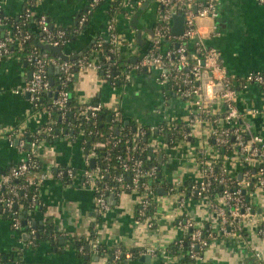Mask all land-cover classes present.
<instances>
[{"label": "crops", "instance_id": "1", "mask_svg": "<svg viewBox=\"0 0 264 264\" xmlns=\"http://www.w3.org/2000/svg\"><path fill=\"white\" fill-rule=\"evenodd\" d=\"M26 1L0 0L10 15L20 13ZM137 1L104 0L93 10L87 27L64 49L75 54L87 50L100 36L107 37L108 17L115 14L122 38L119 45L122 58L136 62L151 45L160 9L157 0H143L141 4ZM33 3L37 13L49 16L52 26L73 29L89 0H33ZM155 4V15L146 16L148 8ZM116 5L118 10L112 13L111 8ZM218 10V16L200 17L198 21L207 42L220 50L231 75L239 78L250 71L264 69V3L218 0ZM30 70L14 55L0 61V174L28 154L27 147L10 144L7 131L16 127L35 131L47 119L34 108L24 90ZM158 74L150 67L130 69L119 85L114 86L101 72L80 70L75 73L73 90L79 102L101 101L110 109L119 106L124 121L128 118L130 122L159 124L166 120H187L194 104L176 95L166 83L162 84ZM237 103L244 119L264 135V89L255 84L242 89ZM253 108H259L260 112H251ZM211 126L207 122L204 126L192 127L193 139L183 138L175 143H170L164 135H156L153 152L159 154L164 175L163 190L155 196L152 226L138 217L142 192L137 189L110 193L109 208L104 212L98 210L94 188L82 183L81 178L91 165L80 138L61 135L44 139L39 157L50 173L39 186L35 204L27 207L18 204L23 228L15 229L11 219L0 210V264H5V254L9 260L15 258L16 264H115L110 252L115 246L125 253L126 264H264V235L258 231L257 217L245 220L243 235L224 233L219 231L215 211L216 203L221 201L218 194L212 196V204L202 196L187 195L184 202L179 198L186 194L190 183L200 178V148L206 149L208 158L226 162L213 139L210 146L207 144V130ZM227 163L232 170H239L238 162ZM67 166L76 169V179L64 180L56 175L59 168ZM173 181L181 183L178 192L168 190ZM254 190L256 211L264 213V187H254ZM188 218L203 224L213 236L201 258L185 261L179 255L170 256L169 245L188 234ZM48 226L53 228L52 234L47 233ZM33 229L36 238L32 243ZM75 236L95 238L107 248L98 253L90 244L92 255H87L90 260L85 262L72 244ZM146 248L157 251L145 252ZM256 252L261 253L260 258Z\"/></svg>", "mask_w": 264, "mask_h": 264}, {"label": "built area", "instance_id": "2", "mask_svg": "<svg viewBox=\"0 0 264 264\" xmlns=\"http://www.w3.org/2000/svg\"><path fill=\"white\" fill-rule=\"evenodd\" d=\"M104 0H89L88 6L78 17L75 31H80L89 20L93 10ZM160 5L159 17L153 28V37L150 47L134 63H129L120 72L113 73V65L123 59L119 51L122 38L117 29V18L111 14L107 21V37H99L87 49L97 52L103 49L104 43L108 44L105 52L94 57L83 51L76 58H64L60 54H52L47 48L40 44L51 43L64 48L71 41V33L67 27H54L50 23V18L46 13L38 14L35 11L33 0H27L21 10L20 20H11L8 15L2 14L4 5L0 2V61L7 56H13L12 49L18 50V55H14L20 60L25 59L31 63L32 76L27 81L24 90L29 92V99L34 108L43 112L47 116V125L43 131L46 137H56L54 132L57 120L53 117V110H61L63 120L67 118V111L71 109L69 98L71 90L69 85L74 79L75 73L80 70H95L102 72L103 76L114 86L116 80H123L130 69L154 68L158 71V80L166 83L172 91L184 98L192 101L194 108L187 120H183L184 126L189 129L182 131L183 138L192 135V127L204 126L211 122L212 126L207 130V144L214 140L219 151H223L225 161L217 166L219 161L208 158L205 150L200 148L198 162L200 164V178L193 181L186 187V194L180 196L181 202L186 200L187 195L202 196L208 198L213 203L212 196L218 194L221 201L215 205V211L219 218V231L224 233H234L243 235V224L246 219L257 217L258 231L264 235V213L256 211L254 202V187H264V135L255 131L249 121L243 117V112L238 107V96L240 91L255 84L264 89V69H256L245 75L235 78L231 75L223 62L220 50L210 45L206 40V35L199 25L200 17H216L219 14L218 0H157ZM264 3V0H258ZM143 0H138L141 4ZM122 1H120L121 9ZM111 12H116L118 6H113ZM181 12L184 15V30L182 33L173 31V14ZM30 20H35L41 31L39 44H31L26 48L28 42L33 38V32L26 28ZM57 72L58 86H53L50 71ZM121 82V81H120ZM51 92L53 99L51 103L44 105L41 103L42 94ZM81 103V112L87 117H96L99 112L106 108L101 101H87ZM110 115L118 123L111 125L116 132H111L103 140L96 141L93 148L88 152V158H96V147L105 146L106 153L102 161L95 159V166H90L84 173L82 183L91 185L95 191V203L100 212L109 208L108 196L110 193H120L127 190H140L142 198L138 206L139 219H145L149 226L153 225L151 206L155 202L156 190L147 180L148 176H156L158 167L153 164L145 166L144 159L134 154L142 152L146 148H156L155 131L163 135V124L174 123V120H166L159 124H146L137 122L134 131L129 130L120 135V130L128 123H125L122 109L117 106L110 109ZM253 113L260 112L259 108H253ZM70 126L75 123L67 121ZM38 128L33 131L30 148H27V157L14 163L6 171L0 174V202L2 210H12L17 202V198L23 193L27 196V189L33 187L35 190L31 195L32 205L39 199V186L49 175L48 169H37L39 162L35 156H39L41 143L46 137L38 134ZM26 127L12 128L7 131L10 144H15V139L19 138L17 145L26 147V134H31ZM80 134L100 133L95 126L89 130L79 128ZM151 133L148 137L147 133ZM64 136H71L68 132ZM61 136V135H60ZM127 136V138H125ZM143 136L147 143L140 144L139 140ZM127 143V149L123 152L114 153L119 161L117 171L112 170L111 158L112 148L123 142ZM150 138V139H149ZM129 142V143H128ZM206 148V147H205ZM227 161H236L242 169L236 178L238 170L231 169ZM219 167V168H218ZM56 175L58 177L76 179L78 172L72 166L59 168ZM110 179H106V178ZM22 179V182H15V179ZM214 181L221 183L223 189L216 192ZM181 187L180 182H172L168 190L178 192ZM12 224L15 229L23 228L22 221L18 216L12 217ZM186 225L192 231L190 256L194 259L201 258L203 251L210 243L212 232L205 229L203 224L188 218ZM36 231L31 233V242L35 241ZM98 252L100 245L97 239L89 240ZM83 250V246L80 247ZM154 248H146L145 252L156 253ZM167 252V250H164ZM170 252V251H169ZM168 253V252H167ZM120 250L115 251L114 261L119 257ZM172 256L171 252L169 254ZM257 257H261L260 252H256ZM0 260L2 256L0 255Z\"/></svg>", "mask_w": 264, "mask_h": 264}, {"label": "trees", "instance_id": "3", "mask_svg": "<svg viewBox=\"0 0 264 264\" xmlns=\"http://www.w3.org/2000/svg\"><path fill=\"white\" fill-rule=\"evenodd\" d=\"M2 14L8 15L10 17L11 20L14 21H18L20 20V14H15V15H10L8 14L4 9L1 11ZM41 14V13H38ZM90 17V16H89ZM90 19V18H89ZM35 21V20H34ZM33 20H30L27 24H26V28L30 29L33 32V38L28 42L26 48H29V46L31 44H39V38L41 37V31L39 29V27L37 26V23L34 22ZM89 20L87 21V23L84 25L83 28L87 27ZM77 26V25H76ZM76 26L71 29V28H67L68 30L73 31L71 33V41L72 42L75 38V35L79 32L75 31L76 30ZM82 28V29H83ZM81 29V30H82ZM69 42V43H70ZM94 43V42H93ZM92 43V44H93ZM91 44V45H92ZM90 45V46H91ZM66 46H64L65 48ZM108 47L107 43H104L102 48L103 49H99L97 52H91L89 50L86 51V53H88L90 56H94L97 57L100 56L103 52L106 51ZM12 53L13 55H18V50L16 47H14L12 49ZM52 54L57 55L56 52L54 51H50ZM24 63V67L25 68H30L31 69V63L29 61H26L25 59L21 60ZM130 62L129 60H120L118 61V63L116 65H113V73H117L120 72L122 69H125V66L128 65ZM50 77L52 80V84L53 86H58L59 82H58V78H57V72L55 70L50 71ZM102 73V72H101ZM103 74V73H102ZM117 84L120 83L121 79L118 78L116 80ZM73 82L74 79L71 81L70 85H69V89L71 90V95L69 98V105L71 106V109L69 111H67V118L66 120H63V118L61 117V110L58 109H54L53 110V117L57 120V123L55 124V128H54V132L56 134V137L63 135L65 132H68L71 136H75L81 139L82 143L84 144V147L86 149L87 152H90L91 149L93 148V144L96 141H101L103 140L107 135H109L111 132H116V129H112L111 125L114 124L116 126V124L118 123L117 121H114L111 118V110L110 109H104L101 112H99V114L96 117H91V118H87L82 112H81V103L78 101L77 96L74 92V88H73ZM53 94L51 92H45L44 94H42V98H41V103H43L44 105L51 103L52 99H53ZM67 121H70L72 123H75V126H70L67 124ZM185 121H183L182 119H176L174 120V123L168 124L169 122H166L163 124L164 126V131H163V135L165 136L166 139L169 140L170 143H175L181 139H183L182 136V131L184 129H189L188 126H184ZM136 122L135 121H131L130 123L126 124L124 126V128H122L120 130V135L125 134L126 132H128L129 130H132V132L134 131V126H135ZM47 125V119L44 120V122L38 127V134H40L42 137H46V134L44 133L43 129L44 127ZM98 127L99 130L103 133L102 135L100 133L95 134V133H84V134H80L79 132V128H84L86 131L89 130L90 128L94 127L95 128ZM33 131L31 132V134H26L27 136L33 135ZM159 131H155V135H158ZM147 136L150 137L151 133H147ZM145 136H143L142 138H140L139 143L145 145V143H147V140L144 139ZM47 138V137H46ZM48 138H53V137H48ZM55 138V137H54ZM125 138H127V136H125ZM125 138H123V142L118 144L117 146L113 147L111 150L113 152V156L111 158L112 161V165H116V167H112V170L117 171L119 168V161L115 158L114 153L116 152H123L127 149V143L125 142ZM191 139L192 135L189 137ZM129 143V142H128ZM108 147L105 146H97L96 147V153H97V157L95 159L102 161L103 156L106 153V149ZM134 154H138L140 155L143 159H144V163L145 166L149 167L153 164H156L158 167V171L156 173V176L152 177V176H148L145 177L147 178L148 182L150 184H152L156 190V192L159 191V188L162 185V179H163V175H164V170H163V164L162 161L159 157L158 153H150V149L146 148L142 154H139L138 152H135ZM36 159L39 162V167L37 169H43L44 164L43 161L41 160V158L39 156H35ZM221 162L217 163V166H220ZM219 168V167H218ZM239 170L242 169V167L240 166L238 168ZM238 170V172H239ZM238 172L237 175L231 176L229 173H227V175L230 178H236L238 176ZM64 180H69L68 177H64ZM106 179H110L109 177ZM15 182L19 183L22 182V179H15ZM214 187H215V191L216 192H221L223 189V185L221 183H218L217 181H214ZM2 192L5 191V188H1L0 189ZM34 188L30 187L28 188L27 191V196H25L23 193L21 194V196H19L17 198V203L18 204H23L25 207H27L28 205H32V200H31V195L34 192ZM2 202H0L1 205ZM154 204L151 206L150 211L154 210ZM4 215L6 217H9L11 219V221H13L12 217H14L15 215L20 217V213H19V207L16 208L15 206L13 207L12 210H5L3 211ZM47 233L48 234H52V230L53 228L50 226L47 227ZM38 236H40V232L37 233ZM191 236H192V231L189 230L188 234L185 237H182L174 242H172L169 245V251L171 252V254L173 255H179L182 257L183 260L188 261V260H194V258H192L190 256V248H191ZM93 237V234L92 236ZM90 237V238H91ZM89 238V239H90ZM89 239L84 238V237H78L75 236L73 237V246L76 248V250L78 251V254L80 255V257L85 261V262H89L90 258L87 259V255H89L91 257L92 253V246L88 247V244L90 243ZM83 246V250H80V247ZM107 247L102 246L101 244L98 246V253H101L103 251V249H105ZM119 248V246H115L110 248V252L112 253V262H115V264H126V258H125V253H123L121 250L119 257L114 261V256H115V250ZM122 249V248H121Z\"/></svg>", "mask_w": 264, "mask_h": 264}, {"label": "water", "instance_id": "4", "mask_svg": "<svg viewBox=\"0 0 264 264\" xmlns=\"http://www.w3.org/2000/svg\"><path fill=\"white\" fill-rule=\"evenodd\" d=\"M135 16H137V14ZM183 30H184V15L180 11L179 12H174V14H173V31L175 33L179 34V33H182ZM138 36H139V38L141 37V31L138 32ZM40 45L43 48H47L49 50H52V51L60 54L64 58H76L77 56H79L80 54L83 53V50H82V51H79V52H77L75 54H70V52L68 50L64 49L63 47L58 46V45H54V44H51V43H43V42H41ZM51 71H52V68H51ZM31 76H32V71L30 70L29 71V77H31ZM28 94H29V92H28ZM125 122L129 123L130 119L127 118V120ZM31 140H32V137L31 136H27V143H26V147L27 148H30ZM18 141H19V138H16L15 139V143H18ZM90 165L91 166H95V158L94 157L90 158ZM162 190H163V187H160L159 188V192H162ZM112 197H113V195H112ZM15 207L16 208L18 207V203L17 202L15 203ZM0 210H2V206L1 205H0ZM23 224L25 225V220H23ZM37 236H38V234H37ZM88 247H90V244H88ZM3 259L5 260V264H16L15 258L12 259V260H9V257H8L7 254H5L3 256Z\"/></svg>", "mask_w": 264, "mask_h": 264}, {"label": "rangeland", "instance_id": "5", "mask_svg": "<svg viewBox=\"0 0 264 264\" xmlns=\"http://www.w3.org/2000/svg\"><path fill=\"white\" fill-rule=\"evenodd\" d=\"M156 3V2H155ZM157 10V7H156V4L153 6L151 5L148 10H147V14L146 16L148 15L149 17L150 16H154L155 15V11Z\"/></svg>", "mask_w": 264, "mask_h": 264}]
</instances>
